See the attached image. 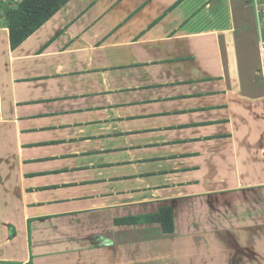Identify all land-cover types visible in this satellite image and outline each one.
<instances>
[{
	"label": "crops",
	"instance_id": "crops-1",
	"mask_svg": "<svg viewBox=\"0 0 264 264\" xmlns=\"http://www.w3.org/2000/svg\"><path fill=\"white\" fill-rule=\"evenodd\" d=\"M2 1L0 264H264L254 0Z\"/></svg>",
	"mask_w": 264,
	"mask_h": 264
},
{
	"label": "trees",
	"instance_id": "trees-1",
	"mask_svg": "<svg viewBox=\"0 0 264 264\" xmlns=\"http://www.w3.org/2000/svg\"><path fill=\"white\" fill-rule=\"evenodd\" d=\"M66 1L68 0L2 1L5 7V16L11 30L12 44H19ZM149 220L160 222L167 233L174 231L173 215L170 207H163L157 214L151 216ZM27 264L33 263L29 262Z\"/></svg>",
	"mask_w": 264,
	"mask_h": 264
},
{
	"label": "built area",
	"instance_id": "built-area-1",
	"mask_svg": "<svg viewBox=\"0 0 264 264\" xmlns=\"http://www.w3.org/2000/svg\"><path fill=\"white\" fill-rule=\"evenodd\" d=\"M254 3H255L257 14L259 15V17L264 16V0H254ZM260 48H261V52L264 57V36L261 39Z\"/></svg>",
	"mask_w": 264,
	"mask_h": 264
},
{
	"label": "rangeland",
	"instance_id": "rangeland-1",
	"mask_svg": "<svg viewBox=\"0 0 264 264\" xmlns=\"http://www.w3.org/2000/svg\"><path fill=\"white\" fill-rule=\"evenodd\" d=\"M261 18V17H260ZM261 21L264 23V16H262V19H261Z\"/></svg>",
	"mask_w": 264,
	"mask_h": 264
}]
</instances>
